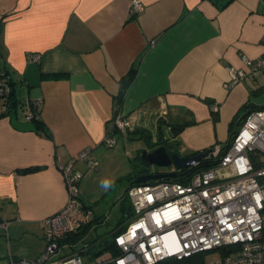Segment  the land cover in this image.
<instances>
[{"label": "crops", "instance_id": "crops-1", "mask_svg": "<svg viewBox=\"0 0 264 264\" xmlns=\"http://www.w3.org/2000/svg\"><path fill=\"white\" fill-rule=\"evenodd\" d=\"M139 1L143 10L131 14V0H0V71L23 107L0 113V222L8 224L0 227V264L44 252V219L66 202L61 169L72 162L84 174L87 165L75 157L91 149L98 170L116 114H141L133 131H114L116 141L139 138L136 130L154 141L162 130L172 151L192 156L227 145L246 103L264 106L254 100L264 96V73L223 88L230 68L245 69L242 56L264 57V0ZM131 69L120 100L118 82ZM32 104L43 129H15L12 117L32 122L24 115ZM31 167L39 169L23 172ZM79 200L87 223L62 244L88 262L112 250L120 226L98 236L110 224L105 209Z\"/></svg>", "mask_w": 264, "mask_h": 264}, {"label": "built area", "instance_id": "built-area-1", "mask_svg": "<svg viewBox=\"0 0 264 264\" xmlns=\"http://www.w3.org/2000/svg\"><path fill=\"white\" fill-rule=\"evenodd\" d=\"M129 10L142 11L141 2L131 0ZM242 64L245 69L228 70L225 90L264 73V57L242 56ZM11 86L10 76L0 71V113H8L12 105ZM210 107L212 113L218 110L215 102ZM32 108L36 104L24 110L30 119L36 117ZM140 115L116 114L103 145L114 147V131H133ZM211 152L205 158L218 156L217 166L194 172L187 183L157 180L128 187L129 219L113 233L112 250L88 262L78 253L57 256L62 242L87 223L78 194L83 173L74 163L67 164L61 169L66 202L44 219V252L35 260L10 264H264V165L259 161L264 154V110L248 113L222 155ZM91 156V149H84L75 158L96 169ZM0 227L6 231L8 224L0 222ZM211 252L218 258L204 262Z\"/></svg>", "mask_w": 264, "mask_h": 264}, {"label": "rangeland", "instance_id": "rangeland-1", "mask_svg": "<svg viewBox=\"0 0 264 264\" xmlns=\"http://www.w3.org/2000/svg\"><path fill=\"white\" fill-rule=\"evenodd\" d=\"M254 100L257 104H264V96L262 95L255 97ZM22 108V106L17 105L16 112L21 114L22 111L20 110H22ZM150 147L154 146L150 145L149 141L145 138H132V136L130 137L128 134L119 135L114 147L103 149L109 157L100 163L98 170L85 169L83 181H81L83 185H85V188L83 185V188L79 187L78 194H81L84 204L91 206L94 211H97L98 208L105 209L106 213L104 217H109L110 221L108 227H98V236H103V234H105L104 230L109 231L110 228L117 225L120 217H123L126 213L131 214L130 201L126 197H123V195L130 185L129 182L138 172L144 170V168L148 169L149 173L154 171V167H143L138 155L140 151H143V149L148 150ZM110 153L114 154L110 155ZM178 154L181 155V151L178 152ZM259 161L264 165V154H259ZM171 169H175L174 166L170 165L168 168H160V171L168 172ZM105 181L108 182L107 188L103 186ZM114 199L116 200V204L112 206L111 204ZM121 207L124 211L122 216L120 213ZM90 237L92 236L90 235ZM70 252L68 248H61L57 256L63 257L69 255ZM81 256L85 260V256L82 254ZM217 258L218 254L211 252L204 256V262L209 263V261Z\"/></svg>", "mask_w": 264, "mask_h": 264}, {"label": "trees", "instance_id": "trees-1", "mask_svg": "<svg viewBox=\"0 0 264 264\" xmlns=\"http://www.w3.org/2000/svg\"><path fill=\"white\" fill-rule=\"evenodd\" d=\"M228 1V0H227ZM135 72L133 69H131V71L128 72V74L124 77H122L120 79V81L118 82L120 84V92H119V99L121 100V98L123 97V94L125 92V90L129 87V84L134 76ZM13 90L11 91V98L13 97ZM11 98H9V100H12ZM12 104V108H10L8 110V112L12 109L15 108L16 106V101L12 100L11 102ZM253 110H264V106H258V105H255L254 103H246L239 111V117H237V119L231 124V128H230V133H229V137H228V143L231 142L232 140V137L234 135V133L236 132V130L240 127V125L242 124V122L245 120L246 116L248 115V113H250L251 111ZM35 114V111L34 109L32 108V110ZM31 123L34 124L35 126V129L36 130H41L43 129V125L41 123V121L37 118V117H34L33 119H31ZM167 123L165 120H161V124L163 125H166L167 126ZM180 130V128L178 129V131ZM140 133V134H139ZM133 135H141L139 136V138L143 139H147L150 143V145H153L154 147H150L148 150H153V149H156V147L158 146H164L166 148V151L167 152H176L175 150L172 151L171 148H175L176 146L174 145V143H167L168 139L167 138H163L162 136V130H158V132L156 133V136H155V140L153 141L152 140V136L148 133H146V131H138L136 130V132H133L132 133ZM167 143V145H166ZM227 143V145H228ZM227 145H225L223 148L219 149L218 152H219V155H222L225 151V148L227 147ZM212 151V149L210 150ZM218 158V156H217ZM217 158H205V159H202L200 162H198L195 166H193V168H189V169H186V170H181V171H178L176 176H175V179H163V180H160V181H169V180H173V181H178V182H183V183H187L190 179V176L193 175L194 172L196 171H199V170H205V169H209V168H214L217 166ZM141 163V162H140ZM142 165V164H141ZM143 167H145V165H142ZM148 168V166H146ZM39 168L38 167H31V168H27V169H24L23 172H31V171H36L38 170ZM149 170L144 168V170L138 172L137 175H135L132 180L129 182V187L133 186V185H138L139 183L137 182L136 180V177L138 175H141V174H144V173H148ZM128 189V188H127ZM127 191V190H126ZM125 191V194L123 195V197H126L127 198V192ZM128 199V198H127ZM83 207V209L85 210V206L81 205ZM123 210V209H122ZM132 211V209H131ZM131 215V214H129ZM128 215V216H129ZM124 217H122V219H120V221L118 222V225L121 226L122 224H124ZM81 229V228H80ZM78 229V230H80ZM77 230V231H78ZM76 231V232H77ZM75 232V233H76ZM74 234V233H73ZM82 234H77L76 236H80ZM67 239V238H66ZM106 248H108V246H106ZM104 248V249H106ZM103 249V250H104ZM84 250V248H82V251ZM93 256H97L98 254L95 252V253H92ZM199 254H196V256H192L190 260L192 259H195L197 258ZM189 260V261H190ZM188 263V262H187Z\"/></svg>", "mask_w": 264, "mask_h": 264}, {"label": "water", "instance_id": "water-1", "mask_svg": "<svg viewBox=\"0 0 264 264\" xmlns=\"http://www.w3.org/2000/svg\"><path fill=\"white\" fill-rule=\"evenodd\" d=\"M12 107V105L10 106ZM12 126L20 131H34V125L30 122L21 123L17 120L16 117L11 119ZM212 152L206 150L201 153L193 154L192 156H181L176 152H167L164 146H158L153 150L140 151L138 153L139 159L142 165L148 167H157V168H168L170 165L174 166L175 170L170 172H160V173H144L138 175L136 180L139 184H144L148 181H157L163 179H173L175 178L178 171L186 170L193 168L198 162L202 159H205Z\"/></svg>", "mask_w": 264, "mask_h": 264}, {"label": "flooded vegetation", "instance_id": "flooded-vegetation-1", "mask_svg": "<svg viewBox=\"0 0 264 264\" xmlns=\"http://www.w3.org/2000/svg\"><path fill=\"white\" fill-rule=\"evenodd\" d=\"M171 170H174V169H171ZM171 170H169V171H171ZM169 171H168V172H169ZM160 172H161V171H160V168H157V167L155 168V167H154V171H153L152 173H160Z\"/></svg>", "mask_w": 264, "mask_h": 264}, {"label": "clouds", "instance_id": "clouds-1", "mask_svg": "<svg viewBox=\"0 0 264 264\" xmlns=\"http://www.w3.org/2000/svg\"><path fill=\"white\" fill-rule=\"evenodd\" d=\"M103 186H104L105 188H107V187H108V182L105 181V182L103 183Z\"/></svg>", "mask_w": 264, "mask_h": 264}]
</instances>
